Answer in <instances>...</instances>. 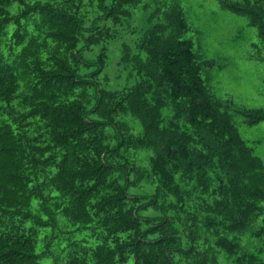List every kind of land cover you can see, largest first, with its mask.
I'll use <instances>...</instances> for the list:
<instances>
[{
  "label": "trees",
  "instance_id": "obj_1",
  "mask_svg": "<svg viewBox=\"0 0 264 264\" xmlns=\"http://www.w3.org/2000/svg\"><path fill=\"white\" fill-rule=\"evenodd\" d=\"M138 1L0 0V264H46L47 252L52 264H223L218 249L228 264H264V245L242 249L228 234L261 219L253 233L264 235V159L234 118L260 122L264 107L211 91L203 65L214 61L184 37L179 2L154 7L138 41L156 102L137 91L122 107L119 91L97 81L108 52L87 53ZM229 6L257 27L264 59V0ZM159 92L183 127L160 126ZM128 107L143 123L136 146L156 147L144 184L126 135L112 142L107 131ZM82 227L91 238L75 234Z\"/></svg>",
  "mask_w": 264,
  "mask_h": 264
},
{
  "label": "rangeland",
  "instance_id": "obj_2",
  "mask_svg": "<svg viewBox=\"0 0 264 264\" xmlns=\"http://www.w3.org/2000/svg\"><path fill=\"white\" fill-rule=\"evenodd\" d=\"M84 1L86 7L91 9L90 0ZM235 1L243 6L246 3V0L138 1L136 8H131L130 15L123 17L120 24L115 26L117 32L115 31L113 37L102 39L99 44L92 47L91 52L87 51L88 55L94 56L101 47H106L108 52L106 64L97 74V81L102 87L119 91L121 96L118 100L122 107L130 105L129 99L132 96L130 93L134 94L137 91L145 92L149 102H156L153 95L149 93V90H153L155 94L156 83L144 68L137 64L138 59L147 60V53L138 45V41H140L141 33L152 24L150 15L156 7L179 2L190 23V29L184 37L194 41L195 50L203 59L214 61L213 64L203 65V74L211 91L218 97L230 98L236 107H264V59L257 55L255 48L259 41L257 27L249 25L247 15L238 13L229 6L230 2ZM156 96V98L159 96L165 98V104L158 112L160 126L164 127L175 120L183 127V115L175 117L177 111L172 109L175 101L164 93L159 92ZM93 116L97 115L93 114ZM114 118L118 124L107 126L108 133L113 135L111 141L116 139L115 132L126 135V138H123L127 144L126 157L130 165L134 166L132 172L136 181L144 184L145 176L150 169L151 158L156 155V147L154 145L136 146L138 135L143 133L144 129L142 120L131 108L128 107L120 114L116 112ZM234 118L243 137L264 159V120L249 124L241 113H235ZM260 223L261 219H258L252 229L246 228L237 234L234 232H228V234L235 236L242 249L257 250L259 246L264 245V235L259 236L253 233L254 228ZM89 233V228L82 227L75 234L91 238ZM48 238H51L50 234ZM44 246L40 238L38 247ZM218 255L223 264H228L223 250L218 249ZM52 259L51 252H47L42 258L46 264H52Z\"/></svg>",
  "mask_w": 264,
  "mask_h": 264
}]
</instances>
